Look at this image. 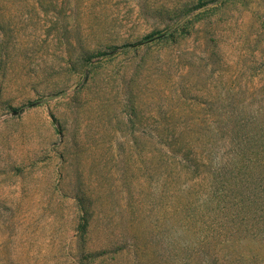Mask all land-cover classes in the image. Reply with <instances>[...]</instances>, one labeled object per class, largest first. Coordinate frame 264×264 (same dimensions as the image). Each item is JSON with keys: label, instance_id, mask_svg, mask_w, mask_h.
<instances>
[{"label": "rangeland", "instance_id": "obj_1", "mask_svg": "<svg viewBox=\"0 0 264 264\" xmlns=\"http://www.w3.org/2000/svg\"><path fill=\"white\" fill-rule=\"evenodd\" d=\"M217 256L264 264V0H0V264Z\"/></svg>", "mask_w": 264, "mask_h": 264}, {"label": "clouds", "instance_id": "obj_2", "mask_svg": "<svg viewBox=\"0 0 264 264\" xmlns=\"http://www.w3.org/2000/svg\"><path fill=\"white\" fill-rule=\"evenodd\" d=\"M166 247L170 246H180V247H189V240L186 238L183 230H175L167 237L164 238L163 241ZM218 264H223L222 257L217 256Z\"/></svg>", "mask_w": 264, "mask_h": 264}, {"label": "trees", "instance_id": "obj_3", "mask_svg": "<svg viewBox=\"0 0 264 264\" xmlns=\"http://www.w3.org/2000/svg\"><path fill=\"white\" fill-rule=\"evenodd\" d=\"M157 34H158V32L152 33L149 37H152V36L157 35Z\"/></svg>", "mask_w": 264, "mask_h": 264}]
</instances>
